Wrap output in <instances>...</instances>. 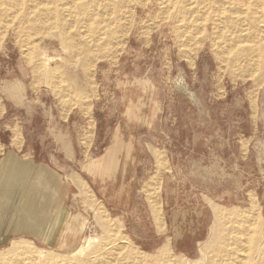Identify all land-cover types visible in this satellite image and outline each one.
I'll list each match as a JSON object with an SVG mask.
<instances>
[{"label": "rangeland", "instance_id": "1", "mask_svg": "<svg viewBox=\"0 0 264 264\" xmlns=\"http://www.w3.org/2000/svg\"><path fill=\"white\" fill-rule=\"evenodd\" d=\"M136 97L158 101L168 128L153 146H186L138 171L152 211H103L87 188L90 211L68 243L18 230L42 225L45 211H11L0 264H264V0H0V143L11 132L17 140L23 123L27 142L48 150L59 132L44 128L45 116L62 110L75 119L72 142L88 144L92 116L113 124ZM167 192L174 206L208 210L191 248L170 246L171 215L157 211Z\"/></svg>", "mask_w": 264, "mask_h": 264}, {"label": "crops", "instance_id": "2", "mask_svg": "<svg viewBox=\"0 0 264 264\" xmlns=\"http://www.w3.org/2000/svg\"><path fill=\"white\" fill-rule=\"evenodd\" d=\"M136 100L137 97L130 100L128 109L116 117L113 124L106 122L103 112H97L95 117L92 116L89 119L92 142L88 144L72 142L75 119L71 113L66 114L62 110L58 111L56 116L51 113L45 116L47 119H44V128L49 133L59 132L56 134L58 138L55 139V143H52L48 150L41 147L36 149L27 142L23 123L17 140L11 132L12 138L8 139V143H0V225L5 222L7 215L9 217L11 211H15L16 214L17 211H45V221L42 225L38 220L34 222V228L18 230L30 231L29 234L39 240L54 237L56 242L62 236L63 241L67 243L76 242L82 214L84 211H90L87 202L91 196L87 188L95 194L103 211H111L115 215L125 216L126 219L129 216H136V211H152L145 203L146 195L135 188L138 171L143 168L145 173L149 164L151 167L155 153L162 154L161 156L166 158L162 161L168 164L170 160L168 155L171 154L172 157L174 155L172 151L182 153L186 146L181 143L169 145L172 149L164 143H161V146H153L154 135H170L163 123L162 111H159L156 100L147 103ZM111 127L112 138L105 144L103 137L110 134ZM138 135H144L148 142L139 144L136 141ZM42 151H49V154L44 155ZM98 151L100 153L97 156L92 154ZM36 153L38 159L35 161ZM62 153L64 154L60 155ZM27 158L31 161L24 160ZM76 159L81 161L78 165L82 174L75 173L71 168L76 167L74 163ZM45 162L52 169L45 166ZM62 165L70 170L61 171L59 168ZM176 195L175 192H167L163 198L161 197L163 202L157 211H169L167 215H171V221L167 220L164 224L166 232L170 233L168 238L170 246L174 249L179 244L188 245L184 246V249H187L191 248L193 243V245L199 243L202 232L206 229L205 217L201 211L208 210L196 201L190 203V206H186L189 203L183 202L174 206L169 198ZM199 197L203 200L212 199L203 193H199ZM140 222L144 224L143 230L149 231L147 219ZM137 223L136 218L129 221L128 228L134 231ZM149 236L150 238H145L142 242L152 240L153 234Z\"/></svg>", "mask_w": 264, "mask_h": 264}, {"label": "bare ground", "instance_id": "3", "mask_svg": "<svg viewBox=\"0 0 264 264\" xmlns=\"http://www.w3.org/2000/svg\"><path fill=\"white\" fill-rule=\"evenodd\" d=\"M128 79V78H127ZM128 81V80H127ZM139 82V81H138ZM148 83V82H147ZM150 83V82H149ZM154 87V86H153ZM157 88V87H156ZM155 89V88H154ZM154 91V90H153ZM152 91V92H153ZM150 93V92H149ZM147 94V93H146ZM159 100H160V98H158ZM147 103V102H146ZM147 105V104H146ZM144 106V105H143ZM123 112V111H122ZM156 122V121H155ZM156 124V123H155ZM135 125V124H134ZM130 128H132V127H130ZM122 132V131H121ZM133 132V131H132ZM148 132V131H147ZM134 133V132H133ZM125 134V133H124ZM126 135V134H125ZM124 139H125V137H124ZM118 148V147H117ZM131 151V150H130ZM130 167V166H129ZM131 168V167H130ZM202 176V175H201ZM210 176V175H209ZM121 178V177H120ZM125 180V179H124ZM206 181V180H205ZM119 184V183H118ZM123 184V183H122ZM125 191V190H124ZM115 192V191H114ZM115 196V195H114ZM85 242V241H84ZM83 242V243H84ZM85 244V243H84ZM15 246V245H14ZM84 246V245H83ZM14 248H18L17 246H15ZM78 248V247H77ZM76 248V249H77ZM71 252V251H70ZM73 252V251H72Z\"/></svg>", "mask_w": 264, "mask_h": 264}]
</instances>
